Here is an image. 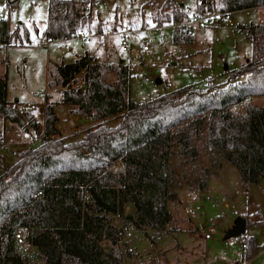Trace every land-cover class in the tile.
<instances>
[{
	"label": "trees",
	"instance_id": "obj_1",
	"mask_svg": "<svg viewBox=\"0 0 264 264\" xmlns=\"http://www.w3.org/2000/svg\"><path fill=\"white\" fill-rule=\"evenodd\" d=\"M175 1L163 4L173 6L170 14L152 15L156 25L181 20ZM93 3L48 0L44 37L69 39L88 28ZM196 4L200 11L205 7L226 15L264 6V0ZM236 29L250 43L251 56L227 71L225 83L210 79L204 89L188 85L142 101L130 97V67L123 62L102 63L83 53L71 62L51 64L50 83L61 87L58 103L69 107L70 114L98 123L84 129L79 139L59 137L54 104L45 100L38 146L17 152L9 167L0 164V264H125L130 256L127 228L154 245L171 221L168 204L177 200L183 183L192 188L172 161L194 157L199 139L238 171L244 185L258 184L264 178V105L246 104L240 112L232 108L264 97V22L237 24ZM23 35L27 37L26 29ZM20 37L18 27L12 30L8 17L0 16V48ZM173 41H179L176 29ZM79 74L82 82L75 86ZM0 116L25 131H38L34 115L7 99L5 77H0ZM111 119L117 122L110 124ZM208 176L204 170L196 190L207 189ZM20 229L34 254L16 251ZM243 238L242 259L248 260L259 246L253 236Z\"/></svg>",
	"mask_w": 264,
	"mask_h": 264
},
{
	"label": "rangeland",
	"instance_id": "obj_2",
	"mask_svg": "<svg viewBox=\"0 0 264 264\" xmlns=\"http://www.w3.org/2000/svg\"><path fill=\"white\" fill-rule=\"evenodd\" d=\"M164 2L94 0L93 19L85 29L93 35L55 39L47 47L41 28L48 0H0V16H7L10 28L18 27L21 33L11 46L0 48V76L6 78L8 99L17 100L39 122L37 132L31 128L25 131L0 116V164L9 167L17 152L38 146L43 134L45 100L54 104L59 116V137L79 139L84 129L98 123L86 116L68 117L67 107L58 103L61 87L50 83L51 64L73 61L84 52L83 47H89L100 60L106 61L109 55L112 61H122L130 67V97L134 101L188 85L204 89L210 79L215 84L225 83L227 71L238 69L250 58L251 45L236 25L264 22V8L236 10L224 15L205 7L200 11L196 8L198 0H176V8L182 10L181 20L164 21L158 26L152 15L172 12L173 6L164 8ZM207 17L212 18L207 20ZM203 19L206 25L198 26ZM34 24L40 27L37 32ZM184 24L194 29V36L183 31ZM98 27L101 32L111 31L104 45L100 44ZM25 29L29 32L27 37L23 35ZM173 29L177 31V42L173 41ZM123 34L127 51L121 49ZM145 44L147 50H143ZM158 78L162 80L160 84L156 83ZM81 82L82 74H79L74 85ZM27 103L29 107L25 106ZM246 104L263 106L264 97L248 98L232 110L240 112ZM109 122L115 124L117 119ZM194 144L197 150L194 157L182 161L175 157L172 161L176 170L193 183L192 188L183 183L177 200L168 204L171 221L154 245L139 231L127 228L124 240L130 256L125 264H241L243 236L225 237L239 216L251 222L244 235L253 236L259 246L252 255V264H264V178L258 184L244 185L238 171L221 155L210 151L204 140H196ZM204 170L209 174L208 187L196 190L195 183ZM131 211L132 207H126L127 213ZM116 218L113 221L119 225ZM18 232L21 238L15 241L16 251L21 255L34 254L35 249L29 250L30 245L24 240L26 231ZM148 233L154 234L150 230Z\"/></svg>",
	"mask_w": 264,
	"mask_h": 264
},
{
	"label": "built area",
	"instance_id": "obj_3",
	"mask_svg": "<svg viewBox=\"0 0 264 264\" xmlns=\"http://www.w3.org/2000/svg\"><path fill=\"white\" fill-rule=\"evenodd\" d=\"M210 18H212V17H207L206 19L208 20V19H210ZM197 25L200 26V27L205 26V25H206L205 19L200 20V21L197 23ZM183 31H184L185 33H187V35H189V36H191V37L195 35V31H194V29H192L190 26H188V24H184ZM78 34H79V35H80V34H83L85 38H88V37L91 36V33H90L89 31H87V30L80 31ZM78 34H77V35H78ZM110 34H111V31H110V30H104V31H102V32H100V33L98 34V35L100 36V38H101V40H100V44H101V45H104V44H105V38H106L108 35H110ZM77 35H76V36H77ZM52 43H53V39H51V38H47L46 41H45V46H49V45H51ZM120 43H121V49H122L123 51H127V50H128V44H127V41H126V38H125V35H124V34H123L122 37H121V41H120ZM147 49H148V46H147V44H145V45L143 46V50H147ZM115 220H117V222H118V221H119V218H116ZM243 236H245V235H243ZM206 237H209V235L206 234ZM20 238H21V235H20L19 232H17V234H16V239L19 240ZM245 241H246V240H245V238H244V239L242 240V247H243V248L246 246ZM32 248H33V247L30 246L29 250H31Z\"/></svg>",
	"mask_w": 264,
	"mask_h": 264
},
{
	"label": "crops",
	"instance_id": "obj_4",
	"mask_svg": "<svg viewBox=\"0 0 264 264\" xmlns=\"http://www.w3.org/2000/svg\"><path fill=\"white\" fill-rule=\"evenodd\" d=\"M256 8V7H255ZM259 8H264V6H260ZM36 26V30L34 29V27ZM39 28L40 27H38L37 25H33V29H34V31H38L39 30ZM42 32H43V30H44V23H43V25H42ZM20 32V31H19ZM28 32V31H27ZM29 33V32H28ZM21 34V33H20ZM93 35V34H92ZM91 35V36H92ZM90 36V37H91ZM73 37H75V36H73ZM72 37V38H73ZM70 39V38H69ZM53 40H55V39H53ZM65 40V39H64ZM50 46V45H49ZM49 46H47V47H49ZM83 50H84V52L83 53H88L89 55H91V56H93V57H95V58H97V60L99 61V62H102V63H118L117 61H112L111 59H109L110 57H109V55H107L106 56V61H103V60H100L99 59V56H96L95 54H93V53H91L90 52V49H89V47L88 48H86L85 49V47H83ZM83 53H81V55L83 54ZM77 57V56H76ZM75 57V58H76ZM120 62V61H119ZM122 62V61H121ZM61 63V62H60ZM56 64H59V63H56ZM1 77V76H0ZM7 99H8V96H7ZM9 100V99H8ZM25 106H27V107H29V104L27 103ZM65 106V105H64ZM67 107V106H66ZM67 113H68V117H71L72 116V114H70L69 113V107H67ZM56 112V111H55ZM57 114V113H56ZM57 116H58V114H57ZM81 116V115H80ZM58 118H59V116H58ZM245 235H246V233H245ZM253 260H254V257H252V258H250V259H248V260H244V259H241V264H252L253 263Z\"/></svg>",
	"mask_w": 264,
	"mask_h": 264
},
{
	"label": "water",
	"instance_id": "obj_5",
	"mask_svg": "<svg viewBox=\"0 0 264 264\" xmlns=\"http://www.w3.org/2000/svg\"><path fill=\"white\" fill-rule=\"evenodd\" d=\"M121 62V61H120ZM162 82L161 79H156V83L157 84H160ZM246 232V222H245V219L241 216L238 217L234 227L225 234V237L228 238V237H231V236H234V237H239V236H243Z\"/></svg>",
	"mask_w": 264,
	"mask_h": 264
}]
</instances>
